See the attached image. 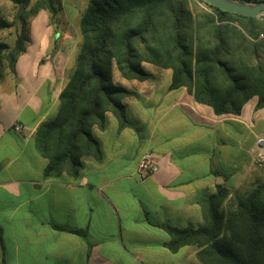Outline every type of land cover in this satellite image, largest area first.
Listing matches in <instances>:
<instances>
[{
    "label": "crops",
    "instance_id": "1",
    "mask_svg": "<svg viewBox=\"0 0 264 264\" xmlns=\"http://www.w3.org/2000/svg\"><path fill=\"white\" fill-rule=\"evenodd\" d=\"M62 20L65 31L54 38L58 30L45 21L41 37L33 35L12 76L0 83V264L152 263L147 255L173 253L155 222L197 228L204 223L200 200L218 185L232 191L264 180L254 162L264 137L254 123L264 108L257 109L254 97L240 115H216L185 87L170 89L172 70L158 67L147 80L121 84L132 91L125 99L129 126L119 129L109 112L105 129L93 127L101 161L85 158L78 179H45L47 160L33 136L56 115L81 43L72 17ZM146 152L155 155L156 167L142 178ZM242 152L250 158L244 170ZM53 225L83 229L85 236ZM180 252L196 257L190 246L174 254Z\"/></svg>",
    "mask_w": 264,
    "mask_h": 264
},
{
    "label": "trees",
    "instance_id": "2",
    "mask_svg": "<svg viewBox=\"0 0 264 264\" xmlns=\"http://www.w3.org/2000/svg\"><path fill=\"white\" fill-rule=\"evenodd\" d=\"M26 9L0 31L21 24L13 46L0 42V62L13 68L30 41L28 18L40 10L56 17L63 0H14ZM88 0L79 20L81 43L69 81L52 119L40 123L33 141L47 160L45 179H78L85 158L101 161L103 152L93 127L105 129L107 113L119 129L129 126L125 99L132 91L113 80L116 66L128 80L151 74L143 63L172 70L170 89L185 87L216 115H240L257 97L264 108V20L229 13L198 0ZM259 2L264 0H243ZM218 185L200 200L204 223L195 228L155 222L176 253L196 251L198 264H264V180L246 191ZM60 230L85 236L83 229ZM0 243L2 231L0 229Z\"/></svg>",
    "mask_w": 264,
    "mask_h": 264
},
{
    "label": "rangeland",
    "instance_id": "3",
    "mask_svg": "<svg viewBox=\"0 0 264 264\" xmlns=\"http://www.w3.org/2000/svg\"><path fill=\"white\" fill-rule=\"evenodd\" d=\"M88 0H63L62 8L58 11L56 17H52L51 14L47 10H40L37 14L32 17H29L28 22V29L30 34V41L27 42V47L32 44L33 38L35 35V39H39L42 33V27L45 24V21H48V26H51L53 31L58 30L52 33V38L56 37V34L60 32V30L65 31V24L63 22V17H66L68 14L72 17V33L73 29L75 30V36L78 37V17L81 13V10L85 6ZM194 3H197L199 7H204L202 3L198 0H192V6L194 7ZM22 4L16 3L14 0H0V15L8 20V21H16V15L18 14L19 9L21 8ZM26 9H24L21 13H23ZM38 22L35 26L34 23ZM35 27V29H34ZM21 32V24L18 22L14 27L4 29L0 31V42L7 43L11 46L14 45L17 36ZM35 33V34H34ZM154 69H159L158 67L147 63L146 70L153 71ZM12 76V68L8 65L7 62H0V83L3 80L9 79ZM113 80L117 84H122V82L129 83L128 80L122 78L116 66L114 67L113 71ZM255 129L259 132L260 130H264V114L261 115L257 121L254 123ZM240 159L242 160L240 166L242 170L246 167L249 163L250 158L245 156V153L242 152ZM255 185H242L241 187H237L231 191L230 197H232L237 189L241 191L250 190ZM152 250H149V252ZM157 251V249H156ZM188 251V250H187ZM184 252H180L179 254H167V255H159L158 257H152L151 255H147L146 260L151 261L154 260L152 263H145V264H189L190 262L194 261L198 263V260L195 256L187 257L183 254Z\"/></svg>",
    "mask_w": 264,
    "mask_h": 264
},
{
    "label": "water",
    "instance_id": "4",
    "mask_svg": "<svg viewBox=\"0 0 264 264\" xmlns=\"http://www.w3.org/2000/svg\"><path fill=\"white\" fill-rule=\"evenodd\" d=\"M206 3L215 6L229 13H235L247 17H254L264 20V1L247 2L243 0H204ZM24 10L21 7L18 11L20 15Z\"/></svg>",
    "mask_w": 264,
    "mask_h": 264
},
{
    "label": "built area",
    "instance_id": "5",
    "mask_svg": "<svg viewBox=\"0 0 264 264\" xmlns=\"http://www.w3.org/2000/svg\"><path fill=\"white\" fill-rule=\"evenodd\" d=\"M15 129L21 131L23 129L21 124L15 125ZM254 162L257 169L264 176V137H261L258 141V149L256 151ZM156 167V158L152 152H146L141 157L139 162L138 171L142 178L148 177Z\"/></svg>",
    "mask_w": 264,
    "mask_h": 264
}]
</instances>
